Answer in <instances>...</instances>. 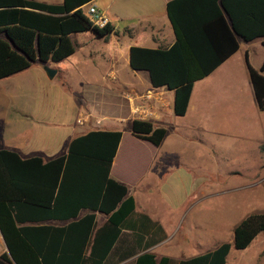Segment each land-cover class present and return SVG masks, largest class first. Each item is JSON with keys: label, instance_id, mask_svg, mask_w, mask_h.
<instances>
[{"label": "trees", "instance_id": "obj_1", "mask_svg": "<svg viewBox=\"0 0 264 264\" xmlns=\"http://www.w3.org/2000/svg\"><path fill=\"white\" fill-rule=\"evenodd\" d=\"M89 1L53 5L0 0V79L33 62L71 55L73 32L108 34L109 24L98 28L85 16L82 5ZM166 11L173 44L154 49L131 46L129 64L147 71L153 87L174 90L173 112L181 116L193 83L233 54L240 41L262 38L264 46V0H169ZM245 58L255 101L264 110V58L257 69ZM131 133L158 146L166 129L133 119ZM121 136L120 130H91L73 138L66 154L49 160L21 158L15 151L0 149V235L7 248L0 264H103L120 224L134 209L126 185L110 176ZM81 208L89 212L76 219ZM94 211L109 215L97 229ZM47 219L70 220L57 226L43 222ZM102 233L106 243L96 253ZM259 233H264V212L250 213L234 227L231 242L180 264H225L231 246L244 249ZM136 262L167 264L169 259L142 254Z\"/></svg>", "mask_w": 264, "mask_h": 264}, {"label": "crops", "instance_id": "obj_2", "mask_svg": "<svg viewBox=\"0 0 264 264\" xmlns=\"http://www.w3.org/2000/svg\"><path fill=\"white\" fill-rule=\"evenodd\" d=\"M36 1L58 5L63 0ZM168 1L91 0L82 5V9L93 5L103 11L111 27L108 34L98 36L92 30L73 32L69 35L75 46L71 55L60 61L33 62L28 68L0 79V149L15 151L21 158L39 156L49 160L66 154L70 141L88 131L122 132L110 176L126 185V197H132L134 209L120 224L119 234L103 264H137L142 254H152L157 259L167 257V264H180L226 242L218 238V216H189L186 237L176 238L178 223L185 211L177 215L175 210L185 206V196L193 180L189 162L185 159L169 162L170 153L165 147L174 141L170 137L176 133L169 128L178 117L189 121L190 126L212 125L217 117L213 100L230 93L234 96L238 87L239 91L247 89L254 96L245 57L252 67L259 68L264 46L262 38L240 41L233 54L206 77L193 83L186 113L175 115L174 90L153 87L147 71L134 70L129 64L131 46L168 48L175 41L167 17ZM242 42L246 43L245 47ZM248 45H253L258 52L253 62ZM47 68L55 70V74L50 76ZM218 76L228 77L231 82L220 89L216 82ZM198 83L201 85L199 98L195 95ZM148 89L162 93L152 100L156 111L152 123L166 129L158 146L131 133L133 116L124 97L130 90L144 92ZM79 116L84 117L81 123L77 122ZM133 143L143 145L146 153L132 154ZM139 161L143 163L141 170ZM88 212V208H81L76 219ZM94 212L97 229L106 223L109 215ZM69 220L43 222L62 226ZM105 235L102 233L95 245L96 253H100L106 243ZM5 251L7 248L0 235V254Z\"/></svg>", "mask_w": 264, "mask_h": 264}, {"label": "rangeland", "instance_id": "obj_3", "mask_svg": "<svg viewBox=\"0 0 264 264\" xmlns=\"http://www.w3.org/2000/svg\"><path fill=\"white\" fill-rule=\"evenodd\" d=\"M248 48L253 62L258 52L253 45ZM216 82L224 89L231 81L218 76ZM239 88L234 96L230 93L213 100L217 117L212 125L190 126L180 117L171 122L169 129L177 135L171 136L174 141L165 147L170 153L168 161L189 162L193 180L185 206L175 210L177 215L185 211L176 238L186 237L189 216H218V238L231 242L234 227L245 216L264 212V110L258 108L252 92ZM200 89L198 83L197 98ZM130 151L145 154L147 149L133 143ZM142 166L139 161V170ZM226 264H264V233H259L245 249L231 247Z\"/></svg>", "mask_w": 264, "mask_h": 264}, {"label": "built area", "instance_id": "obj_4", "mask_svg": "<svg viewBox=\"0 0 264 264\" xmlns=\"http://www.w3.org/2000/svg\"><path fill=\"white\" fill-rule=\"evenodd\" d=\"M85 16L91 22L92 25L102 28L109 24V18L107 15L93 5H87L84 10ZM162 93L154 91V89H148L144 92H137L134 90L128 91L124 97L126 98L130 112L133 119L152 121L156 118V111L153 107L152 100L159 98ZM84 117L79 116L77 122L81 123ZM98 122V121H97Z\"/></svg>", "mask_w": 264, "mask_h": 264}, {"label": "water", "instance_id": "obj_5", "mask_svg": "<svg viewBox=\"0 0 264 264\" xmlns=\"http://www.w3.org/2000/svg\"><path fill=\"white\" fill-rule=\"evenodd\" d=\"M47 72L50 76H53L55 74V70L47 68Z\"/></svg>", "mask_w": 264, "mask_h": 264}]
</instances>
